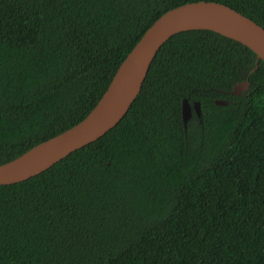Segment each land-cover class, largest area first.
I'll return each instance as SVG.
<instances>
[{
	"label": "trees",
	"instance_id": "16d2710c",
	"mask_svg": "<svg viewBox=\"0 0 264 264\" xmlns=\"http://www.w3.org/2000/svg\"><path fill=\"white\" fill-rule=\"evenodd\" d=\"M192 1L0 0V164L83 120ZM212 1L264 27V0ZM184 98L201 108L187 127ZM0 264H264V61L212 30L171 36L115 127L0 185Z\"/></svg>",
	"mask_w": 264,
	"mask_h": 264
},
{
	"label": "water",
	"instance_id": "95a60500",
	"mask_svg": "<svg viewBox=\"0 0 264 264\" xmlns=\"http://www.w3.org/2000/svg\"><path fill=\"white\" fill-rule=\"evenodd\" d=\"M193 29H208L233 38L252 49L257 60L264 61V27L235 8L222 2L199 0L169 9L154 21L128 53L89 114L67 130L0 164V185L24 181L40 174L115 127L141 92L161 46L174 34ZM257 67L256 62L248 78L236 83L230 93L247 91L249 76ZM216 103L227 104V100L217 99ZM194 112L201 116L200 102L184 98L182 119L185 127Z\"/></svg>",
	"mask_w": 264,
	"mask_h": 264
},
{
	"label": "flooded vegetation",
	"instance_id": "af4514ba",
	"mask_svg": "<svg viewBox=\"0 0 264 264\" xmlns=\"http://www.w3.org/2000/svg\"><path fill=\"white\" fill-rule=\"evenodd\" d=\"M193 114H195V112Z\"/></svg>",
	"mask_w": 264,
	"mask_h": 264
}]
</instances>
